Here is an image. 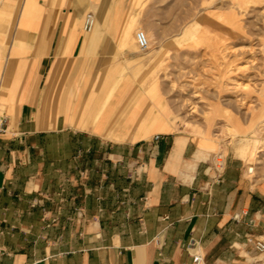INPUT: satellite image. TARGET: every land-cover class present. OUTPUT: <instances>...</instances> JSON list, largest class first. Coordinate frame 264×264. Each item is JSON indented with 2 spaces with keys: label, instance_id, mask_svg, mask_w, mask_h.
<instances>
[{
  "label": "crops",
  "instance_id": "obj_1",
  "mask_svg": "<svg viewBox=\"0 0 264 264\" xmlns=\"http://www.w3.org/2000/svg\"><path fill=\"white\" fill-rule=\"evenodd\" d=\"M124 21L123 0H0V264L252 262L264 176L171 125Z\"/></svg>",
  "mask_w": 264,
  "mask_h": 264
},
{
  "label": "rangeland",
  "instance_id": "obj_2",
  "mask_svg": "<svg viewBox=\"0 0 264 264\" xmlns=\"http://www.w3.org/2000/svg\"><path fill=\"white\" fill-rule=\"evenodd\" d=\"M123 1L124 28L132 25L126 48L139 55L138 87L152 100L158 86L177 131L264 176V0ZM140 31L150 40L145 53Z\"/></svg>",
  "mask_w": 264,
  "mask_h": 264
},
{
  "label": "built area",
  "instance_id": "obj_3",
  "mask_svg": "<svg viewBox=\"0 0 264 264\" xmlns=\"http://www.w3.org/2000/svg\"><path fill=\"white\" fill-rule=\"evenodd\" d=\"M96 25H97V18L95 14L88 13L84 19V26H83L84 32L88 34L92 33L95 30ZM136 40L139 51L141 53H145L150 49V41L145 32L143 31L138 32L136 34ZM7 123H8L7 117L0 113V137L7 132ZM158 139L159 136L156 137V140ZM247 242L248 244L253 246L256 254L260 258L264 257V240L257 239L254 237H248ZM193 261L194 264H203L204 257L202 256L201 253H197L193 256ZM248 264H264V259L253 260V262H250Z\"/></svg>",
  "mask_w": 264,
  "mask_h": 264
},
{
  "label": "bare ground",
  "instance_id": "obj_4",
  "mask_svg": "<svg viewBox=\"0 0 264 264\" xmlns=\"http://www.w3.org/2000/svg\"><path fill=\"white\" fill-rule=\"evenodd\" d=\"M147 35V34H146ZM148 37V36H147ZM150 41V40H149ZM253 172V169L250 170V173Z\"/></svg>",
  "mask_w": 264,
  "mask_h": 264
}]
</instances>
